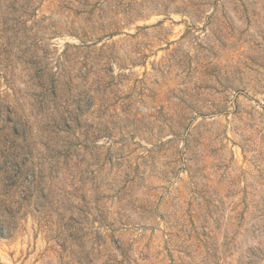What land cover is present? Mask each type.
Instances as JSON below:
<instances>
[{"label": "rangeland", "instance_id": "1", "mask_svg": "<svg viewBox=\"0 0 264 264\" xmlns=\"http://www.w3.org/2000/svg\"><path fill=\"white\" fill-rule=\"evenodd\" d=\"M0 264H264V0H0Z\"/></svg>", "mask_w": 264, "mask_h": 264}]
</instances>
